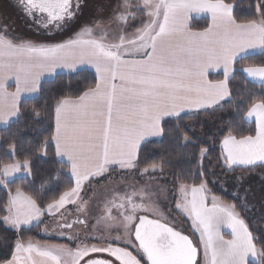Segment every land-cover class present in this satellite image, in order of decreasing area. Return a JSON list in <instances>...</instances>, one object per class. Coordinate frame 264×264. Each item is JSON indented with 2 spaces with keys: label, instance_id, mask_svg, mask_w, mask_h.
Masks as SVG:
<instances>
[{
  "label": "snow or ice",
  "instance_id": "obj_1",
  "mask_svg": "<svg viewBox=\"0 0 264 264\" xmlns=\"http://www.w3.org/2000/svg\"><path fill=\"white\" fill-rule=\"evenodd\" d=\"M16 6L31 22L37 38L14 35L0 21V128L10 131L28 117L41 120L35 108L28 112L22 108V96L39 93L41 78L55 75L57 69L77 76L94 70L95 83L77 96L55 101L54 132L28 153L39 151L46 157L54 145L60 174L68 169V189L45 204L39 189L29 195L17 187L14 194L8 191V199L0 205L6 212L0 218L5 230L20 233L49 215L62 221L59 235L75 247L17 239L11 257L0 264H144V258L147 264H264V228H254L247 219L252 210L247 207V195L238 210L236 203H224L208 187L203 161L211 156L216 140L210 136L194 140L179 126L171 133L164 127L166 121L183 119L182 114L212 117L228 104L233 119L220 130L222 139L216 138L218 166L225 173L239 169L241 175L232 178L241 186L243 173L257 168L264 172V93L257 97L230 88L238 60L264 57V0H252L249 7L255 18L245 21L238 19L234 0H115L98 7L96 18L83 23L86 0H16ZM105 7L110 10L107 17ZM193 13L209 14L205 29L192 30ZM67 32L72 34L58 39ZM213 70H222L224 78L210 80ZM239 71L264 87V62ZM10 81L15 83L14 91H9ZM237 117L254 122L255 135L236 134ZM169 134L183 141L182 147L192 145L198 150L193 155L199 183L179 184L174 204L177 214L191 221L196 240L167 219L140 214L147 212L144 197L154 194L148 183L157 176L164 178L165 166L161 161L141 168L142 144ZM0 151V187L7 190L14 180L32 177L31 161L16 158L20 148L15 133L0 137ZM129 175L150 180L139 191L133 189L109 202L105 211L110 222L97 219V224L105 220L109 235L117 233L113 242L98 246L78 235L65 236L64 230L74 224L88 226L86 219L69 222L65 215L69 205L77 212L89 210L81 193L94 182L127 180ZM113 208L118 211L116 217L111 216ZM157 208L163 215L164 210ZM223 228L230 230V239H225Z\"/></svg>",
  "mask_w": 264,
  "mask_h": 264
},
{
  "label": "trees",
  "instance_id": "obj_2",
  "mask_svg": "<svg viewBox=\"0 0 264 264\" xmlns=\"http://www.w3.org/2000/svg\"><path fill=\"white\" fill-rule=\"evenodd\" d=\"M251 2L252 0H234V3L237 5L236 14L239 20L245 21L255 18L253 16V10L249 7ZM10 3L15 5L16 10H18L16 2L13 1ZM22 24L23 23H21V25ZM190 25L192 30H203L208 26V20L207 18L191 19ZM69 33L71 32L60 33L58 37H66ZM261 62H264V57L259 55L250 56L245 60H238L234 65L237 71L235 78L230 82V88L240 91L242 94L254 93L257 97L264 93V87H262L261 84L248 81L239 71L242 67L260 64ZM85 76H87V80H85ZM210 78L221 79L222 76L216 74L211 75ZM94 83V74L90 71L79 76L72 73L58 74L53 79L41 83V89L37 97L22 101V108L26 112L35 108L41 113L42 118L39 122L28 117L26 123L25 121H21L19 125L13 124L10 131L0 129V137L10 136L12 133H15V139L19 141L20 148V152L16 158L21 160L25 158L29 159L31 161L33 174L30 179H16L9 183L7 190L0 187V205H3L8 199V191L10 190L14 193L17 187H20L22 191L29 195H35V189H39L42 194L41 198L45 204L54 198H58L59 194L68 189L70 186V180L67 175L68 169L66 167L63 168L64 174H60L61 165L55 162L56 157L53 145L49 146L46 157L41 156L39 151H33L31 155L28 153L38 141H42L44 138L51 136L54 132V118L52 112L55 101L63 96H77L87 86H94ZM232 119L233 114L231 106L225 104V110L217 112L212 117H209L207 114H202L190 118L188 114H183V119L166 121L164 127L167 132L171 133L172 130L179 126L183 132L193 137L194 140L196 138L200 140L209 139V136L216 140L215 144L212 146L211 156L203 161L206 172L205 178L208 181V187L212 194L219 197L224 203H236L239 210L240 201L231 194L224 192L217 182H215L216 175L230 180H234L232 178L234 176L241 175L239 169L236 172L225 173L224 169L218 166L217 160L215 159L220 152L219 140L216 138L222 139L220 130L225 128L226 123ZM236 125V134L255 135V125L252 122H244L237 117ZM224 134H226V132ZM182 145L183 141L177 140L172 134L146 142L142 145L140 150V159L144 162L141 164V168H143L145 164L164 161L165 166L163 174L170 179L173 188H176L181 183L198 184L197 156L193 155V153H198V150L192 145H189L187 148L182 147ZM6 146L7 145H5V147ZM0 158H3V151H0ZM209 160H211L210 164ZM258 173L264 177V172L259 168L251 174H247L250 175V180L260 183L262 191L264 192V180L259 178L257 175ZM174 177L180 178L174 179ZM251 209V212L247 213L249 217H247V219L254 228H264V212L258 213L255 207ZM4 215L5 211L0 210V218ZM178 216L182 218L180 215ZM182 222L185 227H189L185 219L182 218ZM42 224L43 223L40 222L38 226L35 225L25 228L20 233L5 230L4 226L0 224V262L11 257V252L14 250V244L17 239L23 241L30 240L40 244H68L66 240L41 236L39 231ZM187 235L196 240L192 232L191 234L190 232L189 234L187 233ZM144 264H147L145 258Z\"/></svg>",
  "mask_w": 264,
  "mask_h": 264
},
{
  "label": "rangeland",
  "instance_id": "obj_3",
  "mask_svg": "<svg viewBox=\"0 0 264 264\" xmlns=\"http://www.w3.org/2000/svg\"><path fill=\"white\" fill-rule=\"evenodd\" d=\"M109 3H115V0H86L87 6L83 9V14L81 17V22L91 21L92 19L96 18L97 16V8L102 5H107ZM110 14V10L105 7L104 15L107 17ZM197 13H193L191 16H195ZM202 15L209 14L206 13H199ZM210 20V16H209ZM0 21L4 24L8 25L9 29L12 30L14 35L24 36L32 39L37 38V34H33V31H27L21 23L30 24L31 22L26 19V17L22 14L20 10H16L15 5L10 3L8 0H0ZM105 23H108L105 20ZM66 37H62L58 39H66ZM198 137V135H197ZM244 175V182L241 186L239 181L237 180H230L219 175H216L215 182L221 187L224 192L231 194L233 197L237 198V193L239 194V201L242 203L244 200L245 195H247V207L248 208H256L258 213L264 212V192L262 191V186L259 182H254L250 180L249 174ZM261 180H264V177L261 174H257ZM239 176V175H238ZM164 178H157L152 179L150 183L149 177H144L141 179L139 176L129 175L127 180H123L117 177L114 181H104L101 180L99 183L94 182L93 187L91 189H87L86 192L81 193L85 200L88 201V211L84 212H77L75 206L69 205L68 212L65 214L66 218L69 222H72L79 219H86L87 225L82 224H74L73 228L70 230H64L65 236H79L80 239L86 243H93L100 245H105L108 242H113L112 237H114L117 233L113 231L111 235H109L108 231L104 229L105 220H101V223L97 224L98 218H107V213L105 211L106 207L109 206V202L113 200V198L117 195H124L125 193H131L133 189L139 191L141 188L148 183V190L152 193L151 197L148 196L144 197L143 203L147 205V212L140 213V214H147L149 218H160V219H167L169 223H175L177 230L182 231L184 234H191L193 229L191 228V221L187 219L185 216L180 215L183 219H185L186 223L188 224V229L185 227L184 223L182 222V218H180L177 214V211L174 209L175 200L179 198L178 186L173 188L171 185V181L166 175L163 174ZM245 189L249 191L245 193ZM15 193V192H14ZM13 193V194H14ZM79 202V201H78ZM141 201L137 199V203ZM118 203V201H117ZM157 205L159 208L164 210V214L162 215L161 211L158 210ZM6 215V212H5ZM118 215V211L113 208L111 210V216L116 217ZM173 217L175 218L173 220ZM248 217V216H247ZM249 218V217H248ZM108 222H110V218H107ZM42 226L40 228L39 234L43 237H54L57 239L66 240L68 244H65L69 247H75L71 241L66 238H62L59 233L62 231L60 228V223H62L59 219H54L52 216L45 215L41 217ZM37 225V222H33L31 226ZM95 225V227H92ZM30 226V227H31ZM29 228V227H26ZM222 231L225 233V239H230V230L227 228H223ZM194 233V232H193ZM198 239V234H195ZM86 236L91 237H99L100 239L97 241L95 239L92 240H85ZM23 241V240H21ZM30 240L24 241L25 243L29 242ZM33 244H39L37 242L31 241ZM79 242V241H77ZM57 245V244H53ZM119 246H125L120 244ZM132 250V249H130ZM134 254H135V250ZM106 255V254H103Z\"/></svg>",
  "mask_w": 264,
  "mask_h": 264
},
{
  "label": "crops",
  "instance_id": "obj_4",
  "mask_svg": "<svg viewBox=\"0 0 264 264\" xmlns=\"http://www.w3.org/2000/svg\"><path fill=\"white\" fill-rule=\"evenodd\" d=\"M195 18H207L208 20V24L210 23V20H209V16H205V15H202V14H196L195 16H191L190 19H189V23L191 22V19H195ZM193 31H201V30H193ZM88 71L92 72L94 74V70H91L89 69ZM58 74H71V73H68L66 70H60V69H57L56 70V74L53 75V76H49V75H45L44 77L41 78V83L44 82V81H48V80H51L53 79L56 75ZM216 74H220L222 76L221 79H211L210 76L211 75H216ZM245 79H247L248 81L250 82H253V83H257V84H260L259 81H252L251 78H247L245 74L241 73ZM224 77H223V71L222 70H213L210 72L209 74V79L210 80H213V81H218V80H222ZM15 90V83L14 81H10L9 82V91H14ZM38 93L37 94H33L32 96H28L27 94H25L24 96H22V101L23 100H29V99H33L35 97H37ZM183 115V114H182ZM254 124V122H252ZM255 125V124H254ZM2 129V128H0ZM157 139H160V137H152V138H149L148 140H146L143 144H145L146 142L150 141V140H157ZM142 144V145H143ZM54 147V145H53ZM55 150V148H54ZM178 198V197H177ZM176 201V200H175ZM49 216V215H48ZM190 226V225H189ZM193 233V232H192ZM194 234V233H193ZM194 236L196 237V235L194 234ZM197 239V237H196ZM40 244V243H39ZM40 245H46V246H52L53 244H40Z\"/></svg>",
  "mask_w": 264,
  "mask_h": 264
},
{
  "label": "flooded vegetation",
  "instance_id": "obj_5",
  "mask_svg": "<svg viewBox=\"0 0 264 264\" xmlns=\"http://www.w3.org/2000/svg\"><path fill=\"white\" fill-rule=\"evenodd\" d=\"M9 2H16V0H8ZM18 10H19V8H18ZM30 24H25L24 22H23V24H22V26L27 30V31H33L35 34H36V32H35V30H34V27H30L29 26Z\"/></svg>",
  "mask_w": 264,
  "mask_h": 264
},
{
  "label": "water",
  "instance_id": "obj_6",
  "mask_svg": "<svg viewBox=\"0 0 264 264\" xmlns=\"http://www.w3.org/2000/svg\"><path fill=\"white\" fill-rule=\"evenodd\" d=\"M185 235H187V234H185ZM145 260H146V258H145ZM146 263H147V261H146Z\"/></svg>",
  "mask_w": 264,
  "mask_h": 264
}]
</instances>
